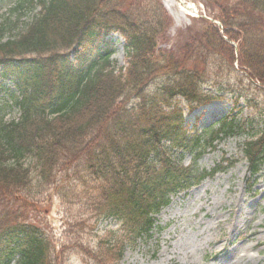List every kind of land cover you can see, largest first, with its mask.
<instances>
[{
  "label": "trees",
  "instance_id": "obj_1",
  "mask_svg": "<svg viewBox=\"0 0 264 264\" xmlns=\"http://www.w3.org/2000/svg\"><path fill=\"white\" fill-rule=\"evenodd\" d=\"M203 1L237 52L204 18L178 50L161 48L172 20L160 0H38L41 9L22 28L19 19L0 23L1 74L13 75L21 94L20 118L5 121L0 83V264L16 257L54 264L45 230L30 218L52 187L67 214L65 245L83 248L96 264H120L171 196L206 176L176 158L202 153L181 100L195 108L218 98L204 86L224 90L217 79L224 71L264 85V0ZM114 33L125 41V67L112 58ZM237 128L225 121L210 140ZM243 150L256 174L264 127ZM110 218L118 229L101 234L98 223ZM85 229L96 236L89 249L79 243Z\"/></svg>",
  "mask_w": 264,
  "mask_h": 264
},
{
  "label": "rangeland",
  "instance_id": "obj_2",
  "mask_svg": "<svg viewBox=\"0 0 264 264\" xmlns=\"http://www.w3.org/2000/svg\"><path fill=\"white\" fill-rule=\"evenodd\" d=\"M160 1L172 19L163 46L178 50L196 21L189 15L177 17L175 14L178 15L180 7L187 3H194L199 15L209 14L208 8L200 0H181L184 3L173 0L170 8L165 0ZM20 2L22 0H0V22L6 18L15 20L20 15L21 20L29 21L39 10V7L34 11L27 7L13 10ZM14 33L7 32L5 39ZM112 39L118 40L113 59L119 65H126L123 40L118 35ZM218 81L230 87L231 92H224L222 99L188 113L186 120L191 127L198 122V130L210 131L217 128L225 117H230L241 126V130L217 147L208 149L196 163L195 170L210 171L223 157L235 159L237 163L214 177L206 178L188 192L175 195L171 203L156 215L157 225L152 237L139 239L135 247L127 248L121 264H264V166L255 177L252 176L242 152L247 137L264 125V89L245 75H224ZM209 85L213 86L212 83ZM10 87L15 89L13 85ZM212 106L216 111L209 113ZM6 107V120L19 116V109L12 105V97ZM182 162L190 165L194 162L193 156L186 154ZM50 196L52 205L45 218H41V224L51 230L54 242L58 243L64 239L66 212L58 196ZM108 227L117 228L118 223L109 220L99 223L97 229L102 233ZM94 239L95 232L85 229L79 243L89 249L94 245ZM76 249L74 247L66 258H61L60 264H93L84 257L83 248H80L83 253Z\"/></svg>",
  "mask_w": 264,
  "mask_h": 264
},
{
  "label": "bare ground",
  "instance_id": "obj_3",
  "mask_svg": "<svg viewBox=\"0 0 264 264\" xmlns=\"http://www.w3.org/2000/svg\"><path fill=\"white\" fill-rule=\"evenodd\" d=\"M165 1H166L167 6L169 8L171 7V5H173V2H172L173 0H165ZM188 8L181 6L180 9H179V12L177 13L178 15L175 14V16H177V17H185L188 13L190 14V13L194 12L193 10H190ZM214 111H216V108H214L213 106L211 108L209 107V113H213Z\"/></svg>",
  "mask_w": 264,
  "mask_h": 264
}]
</instances>
